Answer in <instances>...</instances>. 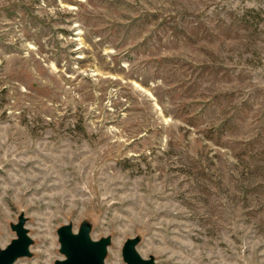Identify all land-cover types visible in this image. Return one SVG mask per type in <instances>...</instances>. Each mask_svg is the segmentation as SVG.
<instances>
[{
  "label": "rangeland",
  "instance_id": "1",
  "mask_svg": "<svg viewBox=\"0 0 264 264\" xmlns=\"http://www.w3.org/2000/svg\"><path fill=\"white\" fill-rule=\"evenodd\" d=\"M85 222L157 264H264V0H0V245Z\"/></svg>",
  "mask_w": 264,
  "mask_h": 264
},
{
  "label": "water",
  "instance_id": "2",
  "mask_svg": "<svg viewBox=\"0 0 264 264\" xmlns=\"http://www.w3.org/2000/svg\"><path fill=\"white\" fill-rule=\"evenodd\" d=\"M26 218L19 214L17 221L10 224L15 236L5 246L0 245V264H16L22 257H30L32 239L25 227ZM91 227L85 222L76 230L70 223L59 226L56 230L59 253L62 258L55 259L53 264H105L110 237L98 239L91 237ZM138 237L127 238L121 247V258L124 264H157L152 256L143 257L138 249Z\"/></svg>",
  "mask_w": 264,
  "mask_h": 264
}]
</instances>
